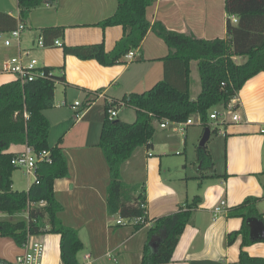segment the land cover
<instances>
[{
	"label": "crops",
	"instance_id": "obj_1",
	"mask_svg": "<svg viewBox=\"0 0 264 264\" xmlns=\"http://www.w3.org/2000/svg\"><path fill=\"white\" fill-rule=\"evenodd\" d=\"M116 2L45 1L29 13L18 42L13 40L12 46L5 47L2 43L4 36H0V69L3 60L18 49H29L34 56L37 55L40 64L55 68V72L64 79L56 83L60 86L54 91V105L44 114L50 122L49 144L62 147L67 160L68 175L55 180L54 195L62 206L58 217L65 225L77 229L84 244L82 253L79 252L81 257L78 254V262L140 264L152 220L175 211L179 204L199 195L201 200L191 212L171 260L160 264H240L242 237L238 235L231 244H227V235L241 228L242 218L228 216L227 209L247 196H256L259 198L257 209L264 220V71L243 84L228 103L231 111L226 115V122L216 126L217 133L224 137L226 157L223 169L210 173L205 182L196 186L191 184V191L188 177L195 181L197 177L174 175L171 172L173 167L164 162V157L170 153L158 151L154 154L145 147L135 149L121 165V176L126 183L145 184L148 220L138 230L125 221L117 224L120 217L107 212L109 171L98 145L106 108L113 100L122 104L120 101L128 94L144 92L161 80V58L169 49L150 29L140 47L135 49L134 59L129 61L121 58L113 65H102L96 59H80L63 51L66 45L98 42L104 44L106 51H111L121 38L123 29L119 25L102 28L98 22L114 13ZM0 11L18 18L17 0H0ZM146 18L151 24L160 21L170 30L214 39L225 35L227 14L224 0H155L147 7ZM50 26L64 27V34L58 38L61 46H36L40 30ZM195 67L197 62L192 60L190 87ZM11 80L10 74L0 72V84ZM199 92L200 89L196 96ZM76 101L80 104L72 108ZM114 108L117 109V119L125 122L135 120L134 108L126 105ZM233 114L238 116L236 121L231 120ZM152 144L151 149H154L156 145L153 141ZM24 145H17V150L11 147L9 150L16 153ZM32 183L29 182L24 190ZM220 201L225 202L224 209L214 216L213 209ZM4 217L0 213V218L6 219ZM33 238L44 245L42 264H62L58 234L47 233ZM243 250L249 256L264 258L263 241L246 245ZM22 252L23 248L12 239L0 237V259L12 263ZM86 254L88 259H85Z\"/></svg>",
	"mask_w": 264,
	"mask_h": 264
},
{
	"label": "trees",
	"instance_id": "obj_2",
	"mask_svg": "<svg viewBox=\"0 0 264 264\" xmlns=\"http://www.w3.org/2000/svg\"><path fill=\"white\" fill-rule=\"evenodd\" d=\"M56 0H17L18 18L0 11V32H8L17 22L25 23L33 8L43 2ZM155 0H117L114 13L98 22L102 28L119 25L121 38L111 51H106L102 42L66 45L64 54H73L80 59H96L102 65H113L131 50L138 49L152 30L167 45L169 52L161 58L163 77L148 90L132 92L120 102L113 100L106 108L98 145L101 148L109 171L106 207L109 214L129 220L147 219L145 184L126 183L121 176V165L131 157L134 150L143 146L152 148L155 122L182 123L192 116L199 118L203 126L216 131L209 118L214 107H226L243 84L264 71V0H224L227 14L225 36L205 39L168 29L162 22L150 23L146 9ZM237 18L236 23L231 17ZM64 34L63 26L44 27L39 36L45 45ZM240 59L239 61H237ZM197 62L200 92L190 96V62ZM46 78L21 83L11 80L0 84V213L13 217L26 213L27 218L13 221L0 220V236L12 239L21 246L30 235L54 233L60 236L62 264H80L78 254L84 249L77 229L65 225L58 217L62 209L54 195V182L68 175V165L62 147L49 144L50 122L44 111L54 105L55 84L63 77L55 68ZM89 103V101H88ZM119 105L135 109V120L125 122L110 117L108 109ZM86 104L84 105V107ZM201 134V136H202ZM28 145L36 152L49 150L52 162L39 161L36 167L38 182L27 190L12 187V145ZM199 160L210 162L205 147L198 148ZM224 146V162H225ZM225 175V174H224ZM43 200L44 204L39 202ZM201 200L195 195L184 201L177 209L152 220L142 249L140 264H160L171 260L173 250L190 217ZM256 196H247L236 206L227 209L228 216L242 218L239 230L227 235L231 244L238 235L242 241L239 251L240 264H264V258L249 256L243 247L264 239H253L249 234L248 217H256L263 225V215L257 209ZM134 229L143 223L133 224ZM152 242L158 246L153 249ZM0 264H10L0 259Z\"/></svg>",
	"mask_w": 264,
	"mask_h": 264
},
{
	"label": "built area",
	"instance_id": "obj_3",
	"mask_svg": "<svg viewBox=\"0 0 264 264\" xmlns=\"http://www.w3.org/2000/svg\"><path fill=\"white\" fill-rule=\"evenodd\" d=\"M231 22L236 23L237 18L235 16H232ZM24 29V24L21 22H17L16 26L8 32H0V36H4L2 39L3 46H12L13 40L18 42L20 39V35ZM36 46H61V42L59 41V39H54L50 45H45L42 40V37L38 36L36 40ZM134 57L135 50H131L126 53L122 58L125 61H129L134 59ZM0 72L4 74H10L13 77V80H19L21 83H24L26 81H33L39 78H46L49 74L52 73V70L48 69L47 66L40 64L39 59L36 56L32 55V52L29 49H18L16 53L3 60ZM79 104L80 102L76 101L72 105V108H75ZM218 107L219 109L214 108L209 114L211 124L215 128L217 125H222L226 122V115L231 111V106H229V104H227L226 107ZM108 114L110 117L115 118V116H117V109L110 107L108 109ZM237 119V114H233L231 116V120L236 121ZM169 122L170 121L165 119L163 123L168 124ZM182 123H184L185 125H191L194 122L191 117L187 119L186 122ZM262 132H264V129H262ZM39 161L51 163L52 158L50 156V151L44 149L39 152H36L33 147L24 145V148L21 151L16 152V154L12 157L11 164L15 168H21L25 175H32L34 178V182L37 183L38 179L36 175V167ZM39 203L44 204V201L41 200ZM224 204V201H220V203L214 207V216H217L223 211ZM124 221L130 224L147 223V220L139 217L132 218L129 220L120 217L116 220V223L123 224ZM34 236L38 235H30L27 238V240L21 245V247L23 248V252L18 254L15 257L14 261L10 264H42V260L44 257V245L40 240L34 239ZM88 258L89 255L86 254L85 259Z\"/></svg>",
	"mask_w": 264,
	"mask_h": 264
},
{
	"label": "rangeland",
	"instance_id": "obj_4",
	"mask_svg": "<svg viewBox=\"0 0 264 264\" xmlns=\"http://www.w3.org/2000/svg\"><path fill=\"white\" fill-rule=\"evenodd\" d=\"M224 36L225 35L223 34L222 37ZM32 55L34 54L32 53ZM239 60L240 59L237 61ZM198 80L197 68L195 67V69H193L190 87L191 97H195L196 93L200 89ZM55 86V89L58 90L60 85L55 84ZM116 117L117 116H115V118ZM192 120L194 123L191 125L174 122L166 126L164 124L157 123L156 130L152 137V141L156 146L154 149L148 150L154 154H158V151L170 153V155L164 157V162L173 167L171 168V172H173L174 175H180L182 177L187 175H195L197 177V181L187 176L189 180L188 187L190 191L191 184L196 186L199 182H205L210 173H215V171L223 169L224 165V137L222 134L217 133V131H211V137L207 140L204 146L207 154L210 157V162L202 163L199 160L198 144L203 131V126L200 123L199 118L192 116ZM11 148L12 150H17L19 146L12 145ZM139 148L144 149L143 146H139ZM11 179L13 189L15 190H24L29 182H34L33 176L25 175L21 168H14ZM4 216L6 219L0 218V220H7L10 218H12L13 221L26 219L25 213L17 214L13 217H9L6 214H4ZM81 253L82 252H80V254ZM80 254L79 256L81 257Z\"/></svg>",
	"mask_w": 264,
	"mask_h": 264
},
{
	"label": "water",
	"instance_id": "obj_5",
	"mask_svg": "<svg viewBox=\"0 0 264 264\" xmlns=\"http://www.w3.org/2000/svg\"><path fill=\"white\" fill-rule=\"evenodd\" d=\"M210 137V128L206 127L202 136L200 137L198 148H203L205 143ZM247 223L249 226V234L253 239H264V225L263 223L257 219L256 217H248ZM158 246V243H151V247L155 249Z\"/></svg>",
	"mask_w": 264,
	"mask_h": 264
}]
</instances>
